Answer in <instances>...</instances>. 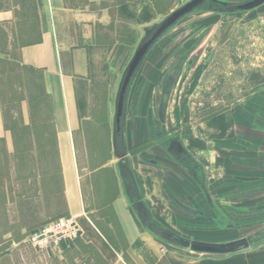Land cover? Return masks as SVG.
Here are the masks:
<instances>
[{"label": "crops", "instance_id": "obj_1", "mask_svg": "<svg viewBox=\"0 0 264 264\" xmlns=\"http://www.w3.org/2000/svg\"><path fill=\"white\" fill-rule=\"evenodd\" d=\"M187 1L0 0V45L4 48L0 50V59L16 61L40 71L43 89L47 94L51 110L50 119L44 124L49 127L44 139L46 142L48 139L54 141L56 147V150L46 149L44 153L48 157V153L53 156L55 152L56 157L60 159L58 160L57 187L59 186V190L57 192L54 191L52 170L45 172L44 182H39L35 177H32V181H21L22 177L20 175L17 177L18 172L15 171L14 190H17L15 197L10 199L4 195L0 200V264H22V252L15 246V242L5 245L7 239L16 238L24 232L38 229L51 221L53 217L64 213H70L77 219L80 228L77 244L66 242L58 250L46 253H40L28 247L31 251L48 256L47 262L52 260L56 264H122L120 250H117L108 240L109 231L105 232L103 222H98L96 216L97 221L93 222L87 214L91 210L86 209V201L90 197H96L98 194L105 196V188L97 186V180L92 182L90 175L92 174L93 178L98 177L101 181L106 179L103 175L107 172H110V177L117 181L119 193H110L111 203L100 205L99 208L109 207L117 214L126 240V252L133 264H148L142 256L141 241H139L134 220L125 208L127 204L129 205V201L123 187V179L117 169V163L127 159V166L145 204L146 195L144 193L159 194L166 199L165 185L177 198L182 200L185 199L183 192L192 193L195 187L185 173L162 157L160 145L156 143L157 139L150 134L152 128L159 129L161 125L155 115L163 77L182 55L176 56L175 63L168 69L166 68L168 59H164V63L158 68H151L150 73L154 77L158 75L157 73H162L161 83L157 86L140 80L154 60L159 61L173 45H177L175 38L171 37L165 41L175 27L177 30L187 27L196 31L197 22L201 20V16L212 14L205 17L211 21L215 16H221L220 23H223L229 14L218 10L203 13L194 11L182 18L190 16L189 19L183 22H180L182 19L179 20L152 45L130 87L124 127L119 136L114 134V103L124 69L141 41L144 30L162 21L169 13ZM249 11L244 14L250 16ZM199 46L202 44L200 43ZM13 47L17 48L12 49ZM209 57H211L210 60H208ZM202 59L205 64L209 65L213 55L204 53L202 50L197 64L191 67L190 71L195 79L200 76H198L201 70L199 65L203 64ZM148 69L147 71L150 70ZM183 72L188 74L186 68L182 66L173 87L176 86ZM150 93L152 96H149ZM26 104L27 101L21 100L20 113L25 126L33 124L30 123L29 118H26ZM149 111L154 121H147ZM227 112L214 115L209 120L215 122L205 129L207 131L205 135L211 137L219 131L220 134L232 133L230 137L219 141L217 145L219 149L227 153L209 144L205 149L213 154L212 157L225 156L224 160L227 164L222 162L219 164L223 165L222 168L225 171H231L238 170L231 167V159L254 156L257 149L253 143L248 144V141L232 128L231 115ZM209 120L206 121L209 122ZM2 121L0 104V139H3L7 146L11 140V134L4 128ZM190 133L192 138L184 139L183 143L204 167L206 189L214 199L212 190L216 184L224 182L209 179L207 170L209 156L207 154L201 156L200 152L193 151V148L202 149L203 142L200 139L202 134L195 133L192 128ZM148 141L153 143V148L149 151L140 146L141 143ZM96 142H100V149L93 148ZM240 146L243 147L242 150ZM125 151L127 153L122 160H119L116 154H123ZM140 156L157 160L161 166L145 163ZM98 157L103 159L100 164L93 165L88 162L79 165L80 158ZM164 166H168L172 171L167 172ZM250 170L238 174H258ZM87 175L88 179L85 177ZM179 178L188 186V188L184 187L181 192L177 191L175 185V180ZM237 179L246 178L238 177ZM226 182L224 186H227ZM252 185L255 186L252 187ZM259 185L236 183L235 188H238L243 195H248L251 190L260 189ZM129 208L132 211L130 205ZM103 215H99L100 219L105 218ZM106 219L110 225V220ZM237 238L204 241L221 242ZM238 252L224 255L204 254L210 255L204 259L207 261L196 260L186 264H264L262 258L257 260L235 258L239 255ZM155 264L182 263L158 261Z\"/></svg>", "mask_w": 264, "mask_h": 264}, {"label": "rangeland", "instance_id": "obj_2", "mask_svg": "<svg viewBox=\"0 0 264 264\" xmlns=\"http://www.w3.org/2000/svg\"><path fill=\"white\" fill-rule=\"evenodd\" d=\"M253 9H250L251 12L248 10L249 14L251 13L250 16L248 14V16H246L244 13L229 14L223 23H220L222 20L221 16L213 15L215 17L211 21L206 18L212 14L203 15L200 20L203 21L197 22L198 29H196V31L195 29L190 30L187 27L177 30L175 27V30L167 36L165 41H168L172 37L176 39L175 44L177 45H173L166 55H162V51L158 52L162 57L160 56L161 58L159 61L156 59L157 61L154 60L150 64V67H148L150 70L147 68L149 71L146 69L144 77L140 80L147 81L151 85L157 86L161 83L162 73H157L158 75L154 77L150 71L151 68L155 69L161 66L164 63V59H168L166 65L168 69L175 63L176 56L185 55L195 48L201 51L203 50L204 53H212L213 59L209 65L205 64L204 59H202L201 63L203 64L199 65L201 66V70L200 74H198V76L200 75L198 78H191L190 80L189 74L184 72L181 74L176 86L173 87L171 91L167 113L169 116L173 117V111L177 108L179 101H182L184 98L189 99L188 105L184 109V115L182 116L184 119L181 122L190 126L195 133L202 134L203 137L200 138L203 142L202 149L193 148V151L200 152L199 155L201 156L205 154L209 156L207 162L209 179L213 178V180L216 179V181L221 180L224 183L230 180L231 174H238L242 171H225L222 168L223 165L219 164L220 162L227 164L224 160L225 156L217 157L215 155L212 157L211 155L213 154L206 150L205 147L209 144L219 149L217 146L219 145L218 142L230 137L232 133L220 134L219 131L215 132L213 137L206 136L205 133L207 131H205V129L209 124L215 121L209 120V122H207L204 116L210 112H218L219 110L227 109L237 101L243 102L251 91L249 87L253 85L260 84L264 87V5ZM189 18L190 16L182 19L180 22ZM200 43L202 46H199ZM15 48L17 47H13L12 49ZM2 49L4 48L0 45V50ZM186 83L188 84L186 85ZM184 86H187L185 94L183 92ZM42 87V78L26 71H20L16 67L7 68L5 75L0 77V93L3 101L2 111L5 117V121H2V124L7 132L11 134V140L7 146L5 141L0 139V200L3 199L4 195H7L10 199L15 197L17 190H14V173L16 170L18 172L16 176L18 177V175H20L22 177L21 181L24 182H28L29 180L32 181V177L37 178L39 182H44L45 172L52 170V173H54V191L57 192V190H59V186L57 187V180L59 177L58 160L60 159L56 157L55 152L53 156H50L48 153V157H46L44 153L46 149H49L48 151L56 150L54 141L48 139L46 142L44 139L46 130H49V127L44 124L48 123V121L44 120L42 121L43 125L39 124L41 121H38V118L41 119L43 114L39 112L37 108L38 104H36V107L34 105L35 121L33 124L25 126L20 113L21 100L24 98V100L27 101L25 115L27 119L29 118V107L33 105L30 97L33 93L35 95L39 91L41 92ZM199 88L202 91L198 94L195 93ZM209 88L211 90H209ZM149 96H152V94L150 93ZM133 97L134 93L131 97L132 100ZM206 104L210 105V108L202 109ZM142 144L143 143H141L140 146L143 147ZM93 148L100 149V142L94 143ZM151 148H153V146ZM147 150L149 151V148ZM219 151L227 153L222 149H219ZM102 160L103 159L99 157L91 159L80 158L79 165L87 164L88 162L96 165L100 164ZM112 161H114V159ZM109 173L110 172H107L106 175H103L106 179L101 181L98 180V177L93 178L94 176L92 174L90 175L92 182L97 180V186L102 189L105 188V196L98 194L96 197H90L89 200L86 201V209L91 211L87 214L93 222L97 221V219L98 222H103L102 225L106 228L105 232L109 231L110 233L108 235V240L121 252L123 259L122 264H133L126 252V240L123 236L122 227L117 214L109 207L99 208L100 205L111 203L112 195L110 193L115 194L116 192L117 194L119 191L117 181H115L113 177L111 178ZM85 177L88 179V175ZM224 183L216 184L215 188L212 190V195L228 213L233 224L236 225L243 220L240 216L241 208L252 203L259 196H264V192L259 193V189L256 188V190H251L250 194L243 195L238 188L224 186ZM175 185L179 192H181L184 187L188 188L180 178L175 180ZM254 186L255 185H252V187ZM144 194L146 195L145 201L148 209L156 220L161 225H164L183 237L189 239H202L203 241L227 240L237 238L250 231L248 229H227L226 227L216 228L209 224L193 223L191 220H188L185 215L178 212L175 207L170 205L162 195L152 193L151 195L149 193ZM179 195L182 196L181 194ZM16 196H18V194H16ZM125 208L134 220L139 234V241H141L142 256L148 264H155V262L158 261H175L182 264L196 260L207 261L204 259L210 255L185 251L151 234L140 224L136 215L130 210L128 204ZM94 209L97 210L95 211ZM100 214H104L103 216L105 218L100 219ZM68 215L71 214L64 213L59 216L57 215L53 217L52 220ZM178 216L183 217V219ZM106 218L110 220V225H108L109 223H107ZM28 232L29 231L22 233L19 237L7 239L4 244L7 245L15 242V246L22 252V264H56L54 261L52 262V260H48L47 262L46 258L49 259L48 256L33 252L29 249L30 247L23 242ZM78 239L79 238H76L71 241V244H77ZM238 254L239 255L235 258L243 257L241 258L242 260H257L262 258L264 261V240L241 250ZM212 257L219 258L217 256Z\"/></svg>", "mask_w": 264, "mask_h": 264}, {"label": "flooded vegetation", "instance_id": "obj_3", "mask_svg": "<svg viewBox=\"0 0 264 264\" xmlns=\"http://www.w3.org/2000/svg\"><path fill=\"white\" fill-rule=\"evenodd\" d=\"M244 1L230 2L228 0H204L195 11L203 13L205 11L218 10L219 12L226 14H241L248 10H238L235 6ZM262 5H264V3L257 6V8ZM201 52V50L195 48L193 51L186 54L183 68H186L188 74L190 73L191 75V67L193 68L197 64ZM210 59L211 57L208 58V60ZM193 76L192 73L190 80ZM188 83H186V85ZM186 90L187 86H184V94ZM209 90L211 89L209 88ZM249 90L251 91L243 102L237 101L227 109H222L218 112H210L205 115L204 118L209 120L218 113L228 111L227 113L231 115L232 128L239 133L243 139L248 141V144L253 143V145H255L257 149L256 155L231 159V167H235L241 171L251 169L250 171H256L258 174H232L230 180L226 183H228L227 187H236V183L260 184L259 187L261 188L258 191L261 193L264 192V175H261V173H264V87L257 84L249 87ZM200 91L202 90L199 88L195 93L198 94ZM188 100V98H184L182 101H179L177 108L173 111V117H171L167 113L170 102L169 95L164 124L160 125L159 129L152 128L150 133L153 135V138L157 139L156 143L160 145L159 148L162 157L168 162L173 163L174 167L178 170L185 173L195 187L193 188L192 193L184 191L183 195L185 196V199L182 200L177 198L169 187L165 185L164 192L166 195V201L193 223H201L204 225L209 224L216 228L226 227L227 229H248L250 230L249 232L244 233L238 238L248 237L253 239L259 238L261 239L260 241L264 240V196H259L252 203L242 207L240 216L243 220L241 223L235 225L228 213L221 207L217 200L213 199L208 193L206 189L204 167L198 161V158L195 157L191 150H189L183 143L184 139L192 138L190 133L191 127L181 122L184 119L182 116L184 115L185 107L188 105ZM208 108H210V105L206 104L202 109ZM148 114L147 121H154L151 111H149ZM155 116H157V113ZM178 142L183 148L184 153L180 152ZM152 144V142L148 141L144 142L142 145L144 149H150L153 146ZM240 148L242 150L243 147L240 146ZM140 158L148 164H160L159 161L148 157L140 156ZM117 169L120 177L123 179L125 192L134 202H136L138 196L129 180L127 162L125 160L119 161L117 163ZM164 170L167 172L172 171L168 166H164ZM238 177L246 179H237ZM243 180L248 182H244ZM137 205L140 210H142L143 214H145L144 216H146V225L151 228L154 234L158 235L157 237L169 242L176 235L182 236L164 225H161L152 215L150 210L147 211L145 207L146 204L143 203L140 198H138ZM150 214L157 222L150 217Z\"/></svg>", "mask_w": 264, "mask_h": 264}, {"label": "water", "instance_id": "obj_4", "mask_svg": "<svg viewBox=\"0 0 264 264\" xmlns=\"http://www.w3.org/2000/svg\"><path fill=\"white\" fill-rule=\"evenodd\" d=\"M203 1L204 0H188L181 6L173 10L171 13H169L162 21L144 30V34H143L141 41L139 42L132 57L130 58L129 62L127 63L124 69V72H123V75H122V78H121V81L119 83L118 90L116 93L115 103H114V117H113V127H114L115 136H119L120 131L124 127V121H125L126 109H127V98L129 95V90L133 83L135 75L141 63L143 62L147 52L152 47V45L166 31H168L172 26H174L183 17L194 12L196 8ZM262 3H264V0H247V1H244L243 3H239L238 5L235 6V8L238 10H250V9H253L261 5ZM185 58H186V55L182 56L179 60H177L176 63L165 73L163 77L160 97H159L157 110H156L157 118L159 122L161 123V125L164 124L165 111H166L169 95L171 93V90L177 78V75L179 74L184 64ZM178 147H180L179 148L180 152L184 153L183 148L181 147L179 142H178ZM126 153L127 151H125L123 154H116V153L115 154L119 160H122L123 156ZM124 160L127 162V159H124ZM128 176L130 177L131 185L134 188L138 196L136 199V202H134L132 198L129 197L127 193L125 192L126 197L129 201V205L133 213L136 215L137 219L139 220L140 224L148 232H150L151 234L155 236H158L157 234L153 233V231L148 225H146V216H144L145 214H143L142 210H140V208L137 205L138 198H140L142 201L143 199L139 193L137 184L129 168H128ZM145 207L147 211H149L147 205H145ZM150 217L154 219L151 214H150ZM260 240L261 239L259 238L253 239V238H248V237H240V238L229 240V241L212 242V241L189 239L183 236L176 235L174 236V238L171 239V241H169V243L173 244L174 246L180 249L194 252V253L224 255V254H231V253H235L243 249H246L252 245H255Z\"/></svg>", "mask_w": 264, "mask_h": 264}, {"label": "built area", "instance_id": "obj_5", "mask_svg": "<svg viewBox=\"0 0 264 264\" xmlns=\"http://www.w3.org/2000/svg\"><path fill=\"white\" fill-rule=\"evenodd\" d=\"M79 231L76 217L68 215L29 231L23 242L37 252L46 253L56 251L62 244L73 241L79 236Z\"/></svg>", "mask_w": 264, "mask_h": 264}, {"label": "trees", "instance_id": "obj_6", "mask_svg": "<svg viewBox=\"0 0 264 264\" xmlns=\"http://www.w3.org/2000/svg\"><path fill=\"white\" fill-rule=\"evenodd\" d=\"M186 54H188V53H186ZM10 67H16L20 71H26V72H29L31 74H35L36 76L42 78V75H41V73H40L39 70L34 69L32 67H29V66L22 65L19 62L10 61V60H7V59H0V68H1V70H0V77L2 75H5L6 69L7 68H10ZM23 99L24 98H22V100ZM30 99L32 100L33 105L29 107V118H30L29 120L32 123L35 121V119H34V111H35L34 105L36 107V104H38L39 107L37 106V108H38L39 112L41 114H43V116L41 117V119L38 118V121H41L40 123H42V121H44V120L45 121H49L50 116H51V110L49 108L47 94L45 93L43 87L41 88V92L39 91L35 95L33 93V95L30 97ZM32 102H31V104H32ZM2 103H3V101H2V97H1V93H0V104H1V108H2ZM2 117H3V121H5V117L3 115V111H2Z\"/></svg>", "mask_w": 264, "mask_h": 264}]
</instances>
